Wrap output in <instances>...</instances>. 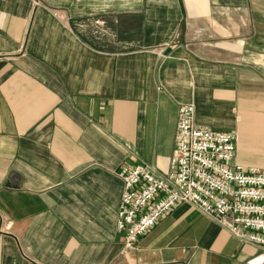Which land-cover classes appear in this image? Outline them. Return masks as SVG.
Wrapping results in <instances>:
<instances>
[{
    "label": "crops",
    "instance_id": "1",
    "mask_svg": "<svg viewBox=\"0 0 264 264\" xmlns=\"http://www.w3.org/2000/svg\"><path fill=\"white\" fill-rule=\"evenodd\" d=\"M185 104L264 171V0H0V264H264L187 204L116 230L119 168L165 178Z\"/></svg>",
    "mask_w": 264,
    "mask_h": 264
},
{
    "label": "built area",
    "instance_id": "2",
    "mask_svg": "<svg viewBox=\"0 0 264 264\" xmlns=\"http://www.w3.org/2000/svg\"><path fill=\"white\" fill-rule=\"evenodd\" d=\"M194 106L181 105L165 178L122 165L116 230L133 247L177 206L190 205L234 238L264 253V171L234 165L233 134L197 127Z\"/></svg>",
    "mask_w": 264,
    "mask_h": 264
},
{
    "label": "rangeland",
    "instance_id": "3",
    "mask_svg": "<svg viewBox=\"0 0 264 264\" xmlns=\"http://www.w3.org/2000/svg\"><path fill=\"white\" fill-rule=\"evenodd\" d=\"M82 29H84V30H89V29H90V31H91V29H93L94 31H96V32H94V34H97V32H99L96 26H87V25H86V26H84ZM90 31H89L88 33L83 32L82 34L89 35V34H91ZM99 33H100V32H99ZM109 41H110L109 45L111 46V45H112V38H111V37H109ZM118 47H120V48H118V49L124 50V49H123L124 46H118Z\"/></svg>",
    "mask_w": 264,
    "mask_h": 264
}]
</instances>
